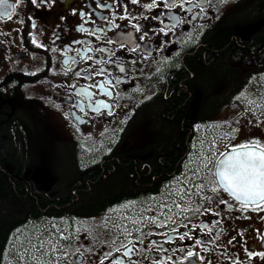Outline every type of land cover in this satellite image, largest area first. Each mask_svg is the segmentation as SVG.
<instances>
[{
  "label": "flooded vegetation",
  "instance_id": "flooded-vegetation-1",
  "mask_svg": "<svg viewBox=\"0 0 264 264\" xmlns=\"http://www.w3.org/2000/svg\"><path fill=\"white\" fill-rule=\"evenodd\" d=\"M97 2L113 6L100 9ZM149 3L152 0L138 4L130 0L118 4L114 0H37L33 5L31 0H6L0 6V89L20 76L26 78L22 90L29 86L41 93L38 100L27 104L22 90L20 100L9 97L12 112L25 113L23 120L39 118L38 123L32 122L41 125L42 132L52 130L51 118L58 124L64 122L66 133L75 139L63 143L66 148L57 142L59 155L70 160L60 159L61 164L55 165L63 166L66 174L68 166L77 165L86 172V183L114 174H125L137 183L164 182L154 194L161 195V209H171L170 215L159 217L156 223L144 219L149 218L144 213V217L114 216L111 227L66 219L60 225L70 228L64 234L71 239L62 244L64 251L79 252L67 259L60 253V264H100L101 260L111 264L113 259L120 264H179L187 251L203 259L193 257L183 264H264L258 256L248 258V252H264V211L242 212L228 192L222 188L211 191L217 187L214 166L203 180L195 174L202 156L197 159L196 153L208 144L210 124L220 123L209 116L206 103L218 80L238 87L234 90L239 94L230 104L216 107L215 114H225L222 123L225 116L232 118L234 134H242L250 123L262 127L253 134L264 144V0H194L183 10H168L160 0L159 7H144ZM5 9L11 19L2 15ZM33 22L35 28L31 27ZM81 24L95 34L78 31ZM116 24L120 27H114ZM122 32L132 33L131 38L122 41ZM32 37L40 47L31 42ZM101 70L103 74L98 75ZM213 95L217 101L220 89H214ZM178 98L180 110L172 108ZM21 101L25 104L20 105ZM247 104H255L254 111ZM1 130L0 119V150L14 148V142H7L9 137ZM175 149L180 152L174 154ZM168 155L175 160L171 167L163 163ZM17 160L0 158V182L4 177L16 182ZM25 174L29 186L23 195H33L36 180L42 175L35 179L33 172ZM52 178L54 184L56 178ZM180 182L188 183L191 193L187 207L191 210L184 212L170 207L174 195L167 190L168 184ZM200 184L204 185L202 191L195 187ZM65 193L53 194L57 198L54 207L70 204L60 201L61 196L69 197ZM73 194L78 196L76 190ZM152 195L130 199L125 209L139 210ZM43 211L37 223L49 221L45 215L50 209ZM32 222L34 218L20 228ZM157 223L164 226L157 227ZM117 224L119 227L114 226ZM125 226L131 235L121 234ZM16 231L10 236L5 259L10 248L17 246ZM197 239L205 243L196 245ZM106 253L111 257L105 258Z\"/></svg>",
  "mask_w": 264,
  "mask_h": 264
},
{
  "label": "trees",
  "instance_id": "trees-1",
  "mask_svg": "<svg viewBox=\"0 0 264 264\" xmlns=\"http://www.w3.org/2000/svg\"><path fill=\"white\" fill-rule=\"evenodd\" d=\"M184 74L187 75V77L189 76V73L186 74V72H184ZM203 75L200 76L201 79ZM15 78L16 79L11 78L10 82L3 85L0 89L2 135H7V137H9V141L7 142L10 143L12 141L16 145L12 149L0 150V158H6L9 159V161H11V159H18L17 161L19 162L16 182H10L6 177H4L5 181L0 182V264H6V250L8 249L7 246L10 241V236L14 230L18 229L22 224L29 222L32 218H34L35 221H40L39 217L43 216V210L46 208L50 209V213L45 216L50 219L62 220L75 217L89 221L95 216L102 218V216L108 213L112 208L130 199L148 193L154 194L159 190L161 185L164 184V182H133L126 179L128 176H125V174L106 175L97 181L92 180L86 183L84 180L86 172L79 169L77 165L68 166V174L64 172L66 169H64L63 166H58L54 173L59 183L48 190L49 193H51L50 197L49 195L45 197L44 193L37 189L34 190V194L32 193L33 195H23L26 186H29V182L26 181L29 180V178L25 173L31 174L33 172L35 175L42 173V170L45 169V165L41 166L36 164L34 158L32 159L30 157L33 155L34 147L37 144L36 142L40 139L42 133L41 125H34L32 122L35 120L34 116L31 118L32 121L28 118L23 120L22 117L25 113L19 114L18 111L12 112L9 97L20 100V95L22 94L21 85L26 81L25 77L19 76ZM214 89H220V95L217 101H214ZM234 89L239 88L225 85L224 81L219 80L218 84L212 87L210 102L208 100L206 102L209 106L207 107V112L211 118L216 115V107L230 104L231 99L239 94ZM180 104L181 100L178 98L174 101L172 108L180 110ZM23 109L25 111V108ZM177 118L179 121L181 120V117L177 116ZM28 121L31 123H27ZM24 130L26 132L25 135ZM22 140L24 143H20ZM39 141V144L42 145L41 140ZM176 152L179 153L180 151L175 149L173 153L175 154ZM170 157L171 156L168 155L167 161L163 162L165 167H171L175 163V160L170 159ZM57 158L62 159L63 157L59 156ZM65 160L68 161L70 158L67 157ZM23 161L29 164V166L22 167L21 165L25 164ZM60 164L61 161L59 162V165ZM63 173L66 176H64ZM48 181L49 179L46 180V183H48ZM14 183L15 187L13 186ZM60 183H65L66 185L60 186ZM15 190H17V195L15 194ZM74 190H76L78 196L73 194ZM3 191H6L7 194L2 195L4 193ZM56 192L69 193V197L61 196L60 201H62V203L63 201H65V203L70 202V204H66L60 208L54 207L52 203L56 202L57 198L53 194ZM61 205L62 204H60V206ZM97 224L100 225L101 222Z\"/></svg>",
  "mask_w": 264,
  "mask_h": 264
},
{
  "label": "snow or ice",
  "instance_id": "snow-or-ice-1",
  "mask_svg": "<svg viewBox=\"0 0 264 264\" xmlns=\"http://www.w3.org/2000/svg\"><path fill=\"white\" fill-rule=\"evenodd\" d=\"M120 0H114V4H118ZM132 4H138L140 3V0H130ZM222 2H226V0H222ZM6 0H0V6L5 5ZM31 3L33 5L37 4V0H31ZM160 3H163L164 8L168 10L172 9H184V5L187 3H194V0H160ZM113 5H109L108 3H100L97 2L96 7L100 9H106L111 8ZM125 10H127V5H123ZM146 8H153V7H159V4L157 3V0H152V3L144 5ZM3 16L8 17L11 19V14L5 9L2 12ZM81 16H84L85 13H80ZM91 15L90 13L88 14ZM127 17H121V19H126ZM155 19H159L158 17H154ZM31 20V17H29ZM63 19V17H61ZM103 19L105 21H108V17L104 16ZM22 22V21H21ZM88 21H85L87 23ZM94 22V21H93ZM163 23V21H161ZM35 23L33 22L31 24L32 28H35ZM114 27L119 28L120 25L116 24ZM133 28H135L137 31H140L139 26L132 25ZM77 30L80 32H90V30L86 29L83 24L79 25L77 27ZM171 30V29H169ZM161 32H163L165 35H167V31L165 29L161 28ZM90 34H95L91 33ZM31 36V33H29ZM121 40L130 39L132 36V33L130 32H122L121 34ZM146 35V33H145ZM145 38L144 35H141L139 37L140 40H143ZM31 42L35 44L37 47H40L38 42L36 41L35 37H32ZM109 43H112V41H108ZM55 49H53L54 51ZM135 50V49H133ZM102 51V50H101ZM121 71L123 72L124 69L122 68ZM98 75L103 74V70L97 73ZM79 75V73H77ZM94 87L96 85H93ZM102 90V89H101ZM110 94V93H109ZM251 103V102H250ZM102 107H106V105H101ZM99 110V106L98 109ZM233 132L236 131L235 129L232 130ZM229 138H231V133L226 134ZM223 138V137H221ZM211 148L215 147V138L213 140ZM213 158H215L214 163V171L212 172V175L215 177L214 183L217 185V187H213L211 191L216 192L219 191L221 188L230 194V196L234 199V201L239 205L240 211H246L248 209H252L254 211H264V144H261L258 140L248 141L245 143H242L240 145H228L226 150L224 152H221L219 154L215 152H210L206 159V162L204 163V168H208L209 164H213ZM195 174L198 175V172ZM198 191H202L204 188L203 184L195 185ZM189 195L191 193L189 192ZM221 203H226L225 201H221ZM123 207L127 208L129 207L128 204H125ZM166 207V206H165ZM177 208H180L181 206L179 204L176 205ZM191 210V209H187ZM168 211H171V209H168ZM151 220V222L156 223V217H149L144 218ZM171 219V217H169ZM264 219V217H262ZM141 221H132V223L135 225ZM216 223H220L219 221H216ZM115 227H119V225H114ZM157 227L164 226L162 223H157ZM99 227H105V225H100ZM110 231V229H107ZM139 231V229H137ZM209 233L211 232V229L208 230ZM59 233L58 240L59 241H67L71 237L70 235H65L62 229L57 228L56 225H52V232L49 234V240L48 243L51 244L50 249H45V240L42 238H38V242L32 245V248L35 250L36 253H39V256H34L31 264H52V261H43L41 258L45 255H48L49 252L52 254L56 253H62V256L64 259H67L69 255L75 256L79 249H77V253H69L67 251H64V245L60 244L57 245L55 243H52L51 236L55 235V233ZM127 233L128 235H131V232H128L127 227L123 229L121 234ZM187 235V234H185ZM218 238V237H217ZM181 240L184 239V236L182 235L180 237ZM235 239V237H233ZM116 241L113 240L112 243H115ZM166 243L168 241H165ZM211 242V241H209ZM196 245H202L205 242L197 239L195 241ZM229 244L232 243V240L228 241ZM126 247V245H124ZM119 252V249L116 250ZM169 251H175L173 249H170ZM180 251H184V249H180ZM112 254L106 253L105 258H110ZM254 256H258L261 259H264V252L261 253H253L248 252V258L251 260ZM193 257H196L198 259H203L202 257H199L198 253L187 251L182 258V260L179 262V264H183L184 261H191ZM60 257H56L57 261ZM22 259V258H21ZM168 260H171V257L167 258ZM79 264H82V261L79 262ZM100 264H104V261L101 260ZM111 264H120V261L118 260H111ZM156 264H161V262L157 261ZM175 264V262H173Z\"/></svg>",
  "mask_w": 264,
  "mask_h": 264
},
{
  "label": "rangeland",
  "instance_id": "rangeland-1",
  "mask_svg": "<svg viewBox=\"0 0 264 264\" xmlns=\"http://www.w3.org/2000/svg\"><path fill=\"white\" fill-rule=\"evenodd\" d=\"M26 98V102L32 103L41 96L40 91L38 89L32 88V87H26L24 90H22ZM23 104V101L20 102V105ZM24 105V104H23ZM243 107L246 108V103H242ZM249 107V110L252 109L254 111L255 104H247ZM38 107V106H37ZM35 107V108H37ZM257 114V111H255ZM29 113V112H28ZM225 115L223 112H221L218 115H215V119L220 121L219 124H210L211 132L208 134V138H212V143L215 138V143H217V139H219L221 142H219L220 147L219 149L227 148L228 145H232L235 143V145H240L242 143L258 140V138L253 134L256 132H260L262 127L256 126L253 123H250L248 128L245 129L242 134H231V138H229L226 134L230 133L231 130H233V121L230 116H225L226 120L224 123H222L223 118L222 116ZM56 119L50 120V126H52V130L50 132H42V138L44 143H49L50 147L47 148L41 144H37L34 147L33 155L31 158L36 161L39 165H45L46 171L49 173L52 170V167L55 166L57 163V154L55 153V145L58 143H72L75 141L74 137L72 135H68L64 129V122H61L60 124L56 123ZM33 122L38 123L39 118H36L33 120ZM221 135L223 138L219 137ZM261 139V138H260ZM259 141V140H258ZM58 142V143H56ZM96 142H106L104 141H96ZM63 147L66 148V146L63 144ZM32 153V152H31ZM49 184L46 183V180L42 179V187H46ZM114 211L109 213L108 215L104 216V221L110 219L111 217V223H113V214ZM127 216V215H126ZM136 217V216H133ZM103 218H97V222H101ZM39 221L32 222L28 224L24 228H18L15 232V238L19 236V239L17 241V246L14 248H10L7 254L6 258V264H31L34 256H39V253H36L35 250L32 248V245L38 242V238H42L45 240V249H50L51 244L48 243L49 240V234L52 232V225H56L57 228L62 229L65 233L70 228H65L66 226L60 225L64 222H42L37 223ZM74 222L79 223L83 222L82 220L75 219ZM109 222V221H108ZM109 222V225L112 226ZM108 226V224H107ZM81 227V225H80ZM65 228V229H64ZM59 233H55V235L51 236L52 243H55L57 245L64 244V241L58 240ZM71 239V238H70ZM69 239V240H70ZM67 240V241H69ZM56 257H60V253L52 254L49 252L48 255L43 256L41 259L45 262L52 261V264H60V258L57 261ZM22 258V259H21Z\"/></svg>",
  "mask_w": 264,
  "mask_h": 264
}]
</instances>
